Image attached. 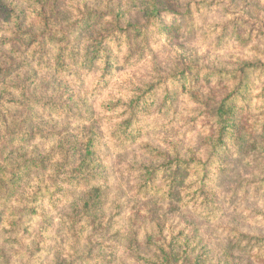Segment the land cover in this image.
I'll use <instances>...</instances> for the list:
<instances>
[{
	"label": "trees",
	"instance_id": "trees-1",
	"mask_svg": "<svg viewBox=\"0 0 264 264\" xmlns=\"http://www.w3.org/2000/svg\"><path fill=\"white\" fill-rule=\"evenodd\" d=\"M131 1L145 23L164 12L187 20L193 5L220 8L226 18L217 25L238 56L193 75L190 89L202 106V149L192 155L177 143L139 140L147 97L129 104L109 97L105 111L112 102L126 109L112 126L115 142L106 137L91 99L107 85L100 83L118 59L114 45L127 41L125 58L134 63L150 50V32L132 22L128 0L71 8L62 0H0V264H264V234L242 227L255 215L218 222L226 198L237 208L250 185L264 189V87L255 93L264 77V0H171L180 11L163 0ZM88 66L103 72L90 98L78 89L66 96L92 85L82 75ZM131 151L130 165L115 159ZM239 167L252 172L226 197L218 185ZM188 213L191 232L169 230L170 217ZM214 223L208 238L205 224Z\"/></svg>",
	"mask_w": 264,
	"mask_h": 264
},
{
	"label": "rangeland",
	"instance_id": "rangeland-1",
	"mask_svg": "<svg viewBox=\"0 0 264 264\" xmlns=\"http://www.w3.org/2000/svg\"><path fill=\"white\" fill-rule=\"evenodd\" d=\"M62 1L71 8L77 4L85 3L93 7H105L106 2L109 0ZM188 1L184 0L182 5L186 6ZM163 2L164 7L177 9L173 1L163 0ZM128 4L131 6L128 14L135 20L132 22L141 21L143 29L150 32V50L147 51L142 61L134 63L131 58H125L128 54L127 41L114 45V53L118 56V59H115L109 76L100 83V85H104L107 82V85L98 94L97 99H91V102L97 107L99 114V117L98 114L97 117L106 129V137L112 144L115 142L111 135L112 126L125 118L122 112L126 107L117 106L119 103L112 102V104H108L110 111H105L104 105L109 102V97H114L113 101L124 99L128 104L138 97H142V100L147 97L148 104H143V101H141V108L138 110L140 112L137 115L140 121L137 126L143 130V135L139 140H150L162 146L177 143L183 151L193 155L202 149L201 141L203 142L204 129L206 128L203 126L204 119L201 114L200 100L195 96L196 93L193 96V93L190 92L193 75H208L210 68L219 69L227 63L234 62L239 52L234 45H228L223 39V25H217L226 18L222 17L223 13L220 8H210V5H207L208 7L193 5V11L190 15L187 14V20L181 15L178 18L174 13L164 12L156 17L155 23H145L137 16V9L133 6L135 3L133 4L131 0H128ZM191 20L192 25L190 26L188 23ZM164 25L174 26L175 28L173 32L160 30L159 26ZM3 26L1 29L2 35L5 31ZM88 68L82 72V75H87L88 79H92V85H85L87 91L82 85L72 86L66 96L71 94L72 89H78L75 93L90 98L88 93L97 87L96 78L98 75H102L103 72L99 69L96 73L93 70L94 67L88 66ZM63 70V68H60V71ZM39 75H42V71ZM184 75H188L187 78H184ZM255 75L261 74L257 72ZM89 81L87 80V83ZM262 82H264V77L258 82L255 93L260 91V87H264ZM183 83L186 84L185 88ZM90 95H93L92 92ZM150 109L151 111H148ZM176 109L177 113L175 115L173 111ZM129 113L130 108L128 106V116ZM245 119H248L247 115H245ZM252 121L253 118L249 117L248 123L251 124ZM133 151L135 152L137 149L135 148ZM131 155L133 157L132 151L128 153V158L123 155V157L118 158L117 156L115 159L119 161L120 165L128 160V165H130L133 161ZM114 157H116V153H110V158L107 159L111 172ZM213 160L215 162V159ZM211 168L214 171L212 172L213 177L220 173L215 165ZM246 169L247 173L252 172L248 168ZM246 172L241 167L237 168L232 174L221 180L218 188L226 197H229L236 186L239 185L240 180L246 176ZM117 188L118 185L113 186V190ZM254 188L255 185H250L251 190H249V194L247 193L248 197L243 199L244 202L240 203L237 208L234 207L232 201L226 198L225 203H223L225 211L218 222L241 224L244 218L255 215L253 219V222L256 221L255 224L250 225V223L242 222V227L256 234H264V189L256 191ZM240 193L243 195L244 192ZM136 203L141 204L142 202L136 201ZM134 204L133 198L128 200L130 208ZM54 222L56 224L57 217ZM216 224L218 223H214L211 227L205 224L207 228L205 227L204 230L207 231L208 238L215 237L216 234L214 235L213 230L216 229ZM169 226L170 231L185 230L191 232L193 230L191 214L188 213L184 217L180 215L170 217ZM47 258L49 257L46 256Z\"/></svg>",
	"mask_w": 264,
	"mask_h": 264
}]
</instances>
